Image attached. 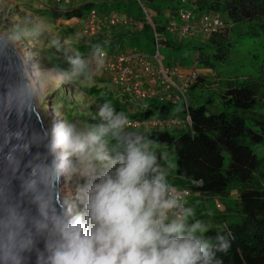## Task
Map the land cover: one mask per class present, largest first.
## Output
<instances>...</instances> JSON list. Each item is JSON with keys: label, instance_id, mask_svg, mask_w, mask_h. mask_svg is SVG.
<instances>
[{"label": "trees", "instance_id": "16d2710c", "mask_svg": "<svg viewBox=\"0 0 264 264\" xmlns=\"http://www.w3.org/2000/svg\"><path fill=\"white\" fill-rule=\"evenodd\" d=\"M145 4L152 11L155 9L153 12L156 16L152 18V22L159 35L165 27L159 21L163 12L184 8L180 0L172 4L156 1H148ZM194 4L197 16L206 13L217 14L226 23L233 25L256 23L250 33L257 35L260 31L264 32V0H194ZM111 6L110 2L99 5L86 3L70 9H55L48 15L54 20L76 18L78 21H84L91 10L103 13ZM115 9L122 10L125 16L134 20L142 18L139 8L133 11L119 3ZM164 22L166 24L168 21ZM224 30L212 33L207 37V42L194 46L198 65L212 68L215 63L223 62L229 54L231 46ZM122 41L124 39L118 41L116 38L111 44L112 48ZM159 43L162 44L160 40ZM82 46L92 52L103 50L105 47L100 41ZM51 48L36 53L39 55L33 53L30 60L32 67H46L58 72L71 71L74 67L71 61L78 57L70 56L62 46L55 50ZM202 81L203 78L198 76L189 90L196 89ZM84 91L91 96L99 89L90 88ZM124 100L105 93V97L98 101V106L101 108L107 103L114 109L115 114L123 113L126 117L142 120L169 116L179 119L181 117L184 120L188 117L189 124L170 131L122 130L119 141L109 134L106 137L108 154L114 155V148L123 151L129 140L135 141L139 138L140 143L147 144L148 148L160 147L170 152L174 167L170 178H165L169 188L185 187L193 194L223 197L236 191L238 202L234 207L239 209L237 217L220 219L217 226L224 225L223 230L209 228L202 235L194 236L200 238L202 243L208 244L209 264H264V164L255 153L257 146L264 145V98L259 94L257 86L250 82L227 84L219 92L207 96L205 103L198 106H193L189 101L185 107L176 106L171 102L151 100L149 105L138 108L137 105ZM65 102L74 107L73 102L66 99L60 104L65 105ZM76 118L82 119L89 131L104 124L97 118ZM73 120L71 116L68 120L65 117L64 121L71 123ZM152 154L156 157L154 167L158 169L161 165L160 153L153 151ZM156 174L157 171L149 176L152 178ZM256 174L261 175L263 181L256 178Z\"/></svg>", "mask_w": 264, "mask_h": 264}, {"label": "clouds", "instance_id": "9594fccd", "mask_svg": "<svg viewBox=\"0 0 264 264\" xmlns=\"http://www.w3.org/2000/svg\"><path fill=\"white\" fill-rule=\"evenodd\" d=\"M71 63L72 76L84 67L80 59ZM31 95L27 86L17 90L15 100L21 110L30 105ZM98 115L106 123L87 133L67 123L54 129L46 145L53 159L37 163L26 185L34 193L40 216L34 227L50 237L46 264H209L208 244L193 235L199 225L184 235L182 218L169 221L168 213L180 206V197L174 189L169 194L163 174L150 178L149 174L157 171L156 157L146 150L147 144L142 145L137 138L129 140L123 151L114 148V155L107 153L106 137L111 134L119 141L128 118L123 113L115 114L107 103ZM70 156H79L83 167L69 166V171L88 178L77 191L83 208L76 215L57 211L52 196L44 192L55 191L56 178ZM95 162L106 164L97 170ZM3 229L0 251L5 260L20 264L16 250H26L32 244L21 235L23 217L10 214Z\"/></svg>", "mask_w": 264, "mask_h": 264}, {"label": "rangeland", "instance_id": "374dc122", "mask_svg": "<svg viewBox=\"0 0 264 264\" xmlns=\"http://www.w3.org/2000/svg\"><path fill=\"white\" fill-rule=\"evenodd\" d=\"M110 1L111 8L101 13L104 14V17L115 16L120 20L124 18V12L115 9L119 3L126 5L129 10L136 11L139 8L137 0ZM148 1L172 4L178 0H142L144 4ZM103 2L102 0H71L65 4L64 1L57 2L56 0H0V36L11 43L23 57L27 80L30 81L36 107L50 135L60 124L65 123V117L68 120L72 116L74 120L67 124L75 125L84 133L89 132L88 127L82 119L76 117L82 116L87 120L97 118L106 123L98 115L100 110L98 101L105 97V93L117 99L121 97V101L126 99L130 104L137 105L138 108H143L151 103L150 100L135 102L136 100L128 95H123L119 89L114 88L111 82L106 79L107 77L95 67L94 58L98 51H87L85 46H82L100 41L101 45L105 46L103 50L111 52L113 50L111 44L116 38L121 41L124 35L122 49H135L151 54L154 52L155 45L154 33L150 26L145 27L142 31H136L130 26L120 24L116 27L107 28L97 35L85 36L81 33L83 21H78L76 18L54 20L48 15L50 11L55 9H70L86 3L99 5ZM145 7L147 8L146 4ZM170 10H165L163 17H160L159 21L163 25H166L164 20H169V14L175 16L179 9L173 8L174 13H170L172 11ZM227 24L228 26L223 32L226 31L225 35L231 46V51L223 62L215 63L212 68L198 65L197 54L194 50V46L207 42L208 38L203 39L198 36L197 39H180L177 33L170 34L165 30L157 36L158 42L159 40L162 42L159 49L160 54L165 57L164 63L167 66H173L185 73L193 72L203 78L202 83L196 89L189 90L194 85L193 83L187 91L188 101L193 106L205 103L207 96L219 92L227 84L253 83L264 98V32L260 31L257 35L250 33L256 23L233 25L228 22ZM191 25L194 26L192 23ZM193 31L197 32L196 26H194ZM172 36L176 41L172 39L170 42ZM164 43L168 46H164ZM173 43L174 45H172ZM58 46H62L71 54L70 56H76L82 61L84 67L77 75L72 76L71 71L67 70L58 72L46 67H28L27 60H32L33 53H42L49 47H52L51 50H55ZM35 72L36 75L39 74L36 80L33 79ZM90 88L99 89V91L90 96L84 91ZM52 92L55 94L51 95ZM65 99L72 101L74 107H70L71 104L67 102L65 105H61V101ZM180 120L182 121L181 126H187L186 119L182 120L180 117ZM146 150L150 153L153 151L160 153L161 165L157 169L156 175L163 174L165 178H170L174 167V160L170 152L160 147L153 149L147 147ZM255 153L264 164V145L257 146ZM105 164L106 162H95L97 170L104 168ZM69 166L82 168L83 164L80 157H68L65 161V169L61 172L60 180V187L68 190L72 195L71 198L66 196V203L62 200V204L66 206L71 215H76L83 208L77 199V191L88 178L80 176L78 172L72 173L69 171ZM255 176L263 181L261 175L256 174ZM237 202L238 194L236 191H232L225 197L193 195L186 201L185 232L182 234L186 235L187 230L196 225L199 227L193 235H202L209 228L223 230L224 226H217L219 220L225 217L227 219L237 217L239 209L234 207ZM172 220L174 219L169 218V221Z\"/></svg>", "mask_w": 264, "mask_h": 264}, {"label": "built area", "instance_id": "2783aa9c", "mask_svg": "<svg viewBox=\"0 0 264 264\" xmlns=\"http://www.w3.org/2000/svg\"><path fill=\"white\" fill-rule=\"evenodd\" d=\"M57 2L68 3L71 0H56ZM110 2L109 0H102ZM184 8H180L175 17H170L164 30L170 34L177 33L181 39L185 38H207L212 33H217L227 27V23L217 14L206 13L200 16L195 14L194 0H180ZM142 14L140 20L131 17H124L121 20L115 16L104 17L101 13L91 10L84 19L81 33L85 36H94L107 28L125 25L142 31L146 26H150L154 33V52L147 54L135 49H122V43L114 46L111 52L99 50L94 58L95 67L103 73L111 85L119 89L123 95H128L138 102L157 100L161 102H171L187 106V91L189 86L197 80L196 73L183 74L173 66L164 63V57L160 54L161 43L158 42V34L152 17L155 16L147 9L141 0H137ZM167 16V15H166ZM196 26L197 32L193 31ZM129 124L123 130L142 131L178 130L181 120L177 117L152 118L142 120L139 118H129ZM189 123V118H186ZM175 194L180 197L179 207L171 209L169 218L174 220L184 217L186 214V201L193 196V193L185 187H172Z\"/></svg>", "mask_w": 264, "mask_h": 264}, {"label": "water", "instance_id": "95a60500", "mask_svg": "<svg viewBox=\"0 0 264 264\" xmlns=\"http://www.w3.org/2000/svg\"><path fill=\"white\" fill-rule=\"evenodd\" d=\"M27 63L32 68V61L27 60ZM23 86L29 87L32 95L30 105L21 110L15 93ZM49 141L27 80L25 61L13 45L0 36V235L10 214L23 217L21 235L31 239L32 244L26 250H16L20 264H46V244L50 237L34 227L40 216L34 193L28 191L26 185L33 178L32 168L37 163L53 159L46 151ZM60 180L61 173L56 178L55 191L44 189V192L52 196L57 211H67L60 199ZM0 264H13V261L5 260L0 251Z\"/></svg>", "mask_w": 264, "mask_h": 264}, {"label": "bare ground", "instance_id": "6f19581e", "mask_svg": "<svg viewBox=\"0 0 264 264\" xmlns=\"http://www.w3.org/2000/svg\"><path fill=\"white\" fill-rule=\"evenodd\" d=\"M39 74L37 73V75H36V72H35V75H34V77H33V79H35L36 80V77L38 76ZM31 79V78H30ZM31 81H32V79H31ZM34 81V80H33ZM30 82V81H29ZM34 100H35V98H34ZM35 103H36V101H35ZM37 106V105H36ZM46 128V127H45ZM47 131V130H46ZM47 133H48V135L50 136V139H51V137H52V135H50V133L47 131ZM59 191H60V199H61V202H62V200H64L63 202L64 203H66V196L68 197V198H71V193H69V191L68 190H65V189H62V187H59ZM63 193H66L65 195L63 194ZM64 195V196H63ZM63 197V198H62Z\"/></svg>", "mask_w": 264, "mask_h": 264}, {"label": "crops", "instance_id": "0c3cea01", "mask_svg": "<svg viewBox=\"0 0 264 264\" xmlns=\"http://www.w3.org/2000/svg\"><path fill=\"white\" fill-rule=\"evenodd\" d=\"M172 37H173V36H172ZM173 39H174V38H173ZM174 40L176 41V39H174ZM182 73L185 74V75L188 74V72H186V73H185V72H182Z\"/></svg>", "mask_w": 264, "mask_h": 264}]
</instances>
